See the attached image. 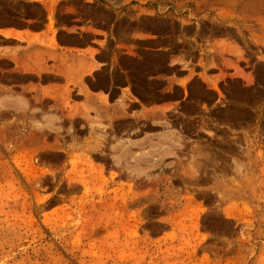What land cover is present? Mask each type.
I'll return each mask as SVG.
<instances>
[{"label": "rangeland", "instance_id": "rangeland-1", "mask_svg": "<svg viewBox=\"0 0 264 264\" xmlns=\"http://www.w3.org/2000/svg\"><path fill=\"white\" fill-rule=\"evenodd\" d=\"M25 21L96 62L65 96L0 60V264H264V0H0Z\"/></svg>", "mask_w": 264, "mask_h": 264}, {"label": "crops", "instance_id": "crops-1", "mask_svg": "<svg viewBox=\"0 0 264 264\" xmlns=\"http://www.w3.org/2000/svg\"><path fill=\"white\" fill-rule=\"evenodd\" d=\"M88 32L81 25L51 29L48 23L43 28H35L28 22L7 23L0 27V60L10 64L9 71L18 79L33 78L37 89L39 82V88H44V81L59 75L66 83L57 87L66 91L65 96L70 93L77 96L84 92L83 83L93 78L87 73V67L96 62V57L87 55L89 46L83 36ZM60 36L70 40L57 49L54 43L59 44ZM90 85L94 87L93 83Z\"/></svg>", "mask_w": 264, "mask_h": 264}]
</instances>
